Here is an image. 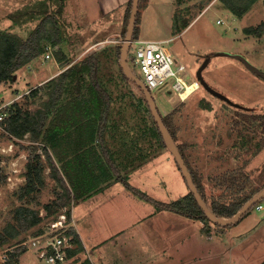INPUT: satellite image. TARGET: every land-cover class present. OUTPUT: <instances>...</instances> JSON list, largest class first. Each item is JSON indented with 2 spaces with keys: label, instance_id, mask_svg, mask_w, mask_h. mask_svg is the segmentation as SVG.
<instances>
[{
  "label": "rangeland",
  "instance_id": "rangeland-1",
  "mask_svg": "<svg viewBox=\"0 0 264 264\" xmlns=\"http://www.w3.org/2000/svg\"><path fill=\"white\" fill-rule=\"evenodd\" d=\"M142 4L137 37L171 38L166 44L174 59L188 67L192 79L203 80L201 87L186 100H169L172 95L170 83L158 87L154 97L162 117L166 116L172 124L177 144L184 148L187 162L204 184L206 203L209 206L211 197L217 198L227 189L217 181L228 171L244 168L252 179L246 189L248 191L262 186L264 130L260 118L252 123L245 117L252 113L264 115V78L246 63L248 61L264 73V31L260 35L253 33V36H259L257 38H248L244 32L245 27H257L264 23V0H257L242 18L234 17L231 10L225 9L226 3L222 0H182L181 3L179 0H143ZM118 5L113 10L104 11L101 0H0V31H9L24 39L43 32L51 41L61 40L60 48L52 47L48 41V47L40 57L17 70L13 80L0 82V107L21 102L23 108L35 109L46 98L50 80L69 67L57 59L56 49H61L71 60L82 51L78 61L97 51L100 84L106 89H132L136 96L134 82L121 68L118 55L119 46L125 38L123 33L127 30L126 15L130 6L126 10L127 5ZM134 51L135 45H132L130 59ZM128 62L133 69L131 61ZM136 72L141 75L139 69ZM122 75L129 78L128 85L120 86V78L125 79ZM84 82L85 87L81 86V90H86L91 82L88 74ZM34 89L38 94L32 97L30 91ZM140 107L135 114L145 112L147 118L140 117L136 122L147 126L143 134L149 142L152 133L149 129H156L158 125L147 101ZM126 109L132 111L131 108ZM242 110L246 115L242 116L239 112ZM123 130L124 127L120 131ZM136 133L135 128L133 131L124 130L121 137L128 141ZM33 144L38 147L37 152L42 155L47 167L43 172V184L21 198L30 157L29 149L24 147ZM42 144L33 143L29 136L12 138L0 123V231L10 220L15 221L13 210L22 204L39 211L44 219L42 233L49 231V223L57 221L69 209L74 213L76 210L78 213L86 212L87 207L82 202L78 205L77 202L70 206L66 204L55 215L46 212L44 205L54 201L64 187L52 176ZM168 156L170 161L166 159ZM145 168L142 177L129 181L153 198L173 202L189 193V186L168 147L156 173L149 167ZM118 191V188L114 192L111 189L107 196ZM96 201L91 209L95 213L94 223L79 224L90 230L108 232L106 241L85 240L90 248L95 247L94 259L96 250L101 251L98 258H106L107 250L103 244L112 238L119 253V256L115 254L116 264H264V210L257 211L253 207L229 226L209 220L206 230L199 220L166 210L160 217H144L135 237H129L125 231L116 238L109 234L112 228L108 231V227H115L109 223L114 216L106 213L111 211L105 205L108 200ZM145 205L147 211L155 207L149 201ZM118 212H122V207L115 208L114 213ZM140 213H144L142 209ZM38 229L39 225L22 231L19 241L0 245V253L9 252L14 247L17 251L20 247L22 254L15 264H40L29 248L21 246V243L38 236L33 234ZM85 258V253H82V260ZM0 264L5 263L0 259Z\"/></svg>",
  "mask_w": 264,
  "mask_h": 264
},
{
  "label": "trees",
  "instance_id": "trees-1",
  "mask_svg": "<svg viewBox=\"0 0 264 264\" xmlns=\"http://www.w3.org/2000/svg\"><path fill=\"white\" fill-rule=\"evenodd\" d=\"M142 1L140 0L133 39L138 38L137 24L143 7ZM181 1L179 0V3ZM222 1L226 3V6L235 16L242 17L257 0ZM129 6H132V0ZM130 7L126 15L127 24L130 18ZM263 31L264 23L257 27H247L245 30L247 34L256 33L258 35ZM123 34L125 36L126 30ZM48 37L47 35L44 36L43 32H37L24 39L9 31H0V82L13 80L17 70L40 57L47 49L46 43L48 41L52 47L60 48V39L58 41L52 39L51 41ZM121 48L122 45L120 44L118 55H120ZM96 52L94 51L84 59L71 64L73 59L66 57L61 49H56L57 59L62 63L65 62L63 65H69V67L62 71L58 77H53L50 80V85L45 92L46 98L42 99L35 109L23 108V103L13 102L8 107L7 117L1 121L6 132L12 138L23 139L29 136L33 143H43L41 148L44 155L48 157L50 172L64 187V191L58 192L54 201L44 205L48 215L58 214L60 208L66 204L70 206L72 203L100 191L102 182L110 178L114 172L119 174L117 162L105 138L109 104L105 103L104 99L107 91L99 81V59ZM87 74L91 82L86 86L87 94H82L80 93L83 90H81V86L85 87L84 78ZM199 81L200 84H203L202 79ZM36 94H38L37 90L30 91V96L35 97ZM239 112L242 113V116L246 115L245 111ZM258 118L261 119V126L264 130V115L252 113L245 117L252 123L257 122ZM163 120L172 137L176 139L172 124L166 117H163ZM157 128L152 127L149 130L152 132L151 134L156 133L162 137L158 131L159 128ZM96 141H98L100 150L94 144ZM178 147L185 158L184 148L181 145ZM24 148L29 149L30 157L26 165V184L24 193L20 195L21 198L43 184V172L47 167L42 155L37 152L38 147L35 144ZM185 161L203 198L207 200L204 184L192 170L186 158ZM117 178L122 179L126 186L140 198L153 203L158 211L177 212L183 216L202 221L204 230L208 228L210 219L199 206L191 191L176 201L164 202L153 198L139 188L133 187L126 182L125 177L118 175ZM251 180L250 174L244 168L226 172L217 183L227 189L219 197H211L209 207L221 217H232L254 194L264 188L263 184L253 187L249 191L246 190ZM259 204H262V201L255 206ZM67 214L70 219V209ZM13 217L15 221L14 219L10 220L7 226L0 231V245L19 241V235L22 231L38 225L39 229L33 234L39 235L43 232L41 224L44 219L39 215V211L22 204L13 210ZM68 233L74 234L76 247L69 251L72 260L67 264L77 262L79 264H93L89 258L82 260L84 245L76 229L71 227ZM21 254L22 251L19 247L17 251L11 254L10 260L5 264L17 263L19 260L17 257Z\"/></svg>",
  "mask_w": 264,
  "mask_h": 264
},
{
  "label": "crops",
  "instance_id": "crops-1",
  "mask_svg": "<svg viewBox=\"0 0 264 264\" xmlns=\"http://www.w3.org/2000/svg\"><path fill=\"white\" fill-rule=\"evenodd\" d=\"M130 2L131 0H101V7L103 8L104 11H108V10H113L116 7H118L119 6L118 4H125L127 5L126 6V10H127V8L130 5ZM224 8L229 10L228 7L225 5H224ZM249 10L247 11V13L249 12ZM245 15L246 13L243 16ZM234 17L242 18V17H237L235 15ZM248 27H252V26H248ZM244 34L248 38L259 37L256 35L253 36V34L249 35L246 32H244ZM168 39H171V38L159 39V40H168ZM148 40H158V39H148ZM96 43H99V42H96ZM96 45H94L95 48H97ZM81 55H82V51L80 54L76 56L75 59H73V62L74 63L77 62L80 59ZM58 75L55 77H58ZM98 77L100 79L99 72H98ZM124 78L126 79V81L125 79H123V77L120 78L122 79V81L120 82V86L128 85V82H130L129 78L126 77V75L124 76ZM134 85H135L134 89L137 94L136 96H135V93L132 91V89L125 90L124 88H122L120 90L118 89L113 90L111 88L109 89L105 88L107 92H106V96L104 99H105V103L109 104V109L107 112L108 114H107V121H106L105 138L107 140L108 147L117 162L119 174L114 172V174H112L110 178L102 182L101 184L102 189L96 192L98 194L93 193L91 196L82 198L76 203L77 205L81 202L85 203L87 207V208L85 207L86 212L78 213L77 212L78 210H76V213L73 212L75 224L77 223V225L74 224L73 227H76L75 229L77 233L79 234L80 239L84 245L83 253H85V256L89 258L93 264H116L114 262V260L117 258L115 254L119 256V253L117 252V245L114 244L112 238H109L110 242L108 243L106 242L107 244H103L104 248L106 247L105 250H107V255L105 259L97 257V255L101 254V251L99 252V250L95 251L96 257L94 259L93 256H94L95 247L90 248L86 244V241H85L86 239L90 241L92 240L96 241L98 239L106 241L108 239V237L106 236L108 232H105V231L101 232L99 230H90L86 228L85 226H79L80 222L82 225H84V223L87 225H90V222L94 223L95 213L91 211V209L96 199H98L96 203H98L99 200L102 202L108 200L107 202H105V205L108 207V209H111V211L110 212L107 211L106 213L114 216L113 220L110 221L109 223L115 225V227H108V231L110 230V228H112V232L109 234L114 235V237L116 238L119 234L125 231H127V233L129 234V237H132V238L135 237L137 233L140 231L139 223L141 224L143 223L144 217L146 218L147 216H150L151 218L160 217L164 215V212L166 211V210L158 211L156 207L148 211L145 210L146 200L140 198L138 195L133 193L126 186L125 182L122 179L117 178L118 175L125 177L126 182L131 184L129 179H132V182L134 180H138L139 177H142L141 174L144 171V169H146L145 167H149V169L152 172L156 173L157 168L162 163V155L164 154V150L165 148L167 149V145L164 143L161 136L157 135L156 133L150 134V141L147 142V138L143 134V130L147 126L138 124L136 122V120L140 117L147 118V114L145 112L143 114H135V112L141 108L140 106L142 104H145L146 99H144L145 96H144V93L141 91V89L138 88L135 83ZM80 93L87 94V89L85 90L83 88V90L80 91ZM220 97L226 101H229L224 95H221ZM126 107H128V109L131 108L132 111H129V110L126 111L127 110ZM123 127H124V130H132V131H133V128H135L137 133L134 134L130 139H128V141H124L123 138L121 137L123 136L124 130L123 132L120 131L121 128ZM174 142L177 144L176 139H174ZM94 144L96 145L97 149L100 150L98 141H96ZM177 145L179 146V144ZM166 159L169 161L171 160L169 156ZM134 185L132 186L136 187ZM116 188H118L120 191L114 194L112 193L111 196H107V193L111 189L114 192ZM117 195H118V199L116 198ZM102 198L104 199L106 198V200L103 201ZM140 206L142 207L140 208ZM262 206L263 207L261 209L259 210L256 209V210L257 211L264 210V203H262ZM117 207H122V212H118L115 214L114 210ZM141 209L144 212L142 214L140 213ZM88 217L90 218V220ZM263 221H264V218H263ZM201 225L204 226V223L202 222ZM261 225L262 223L259 225V227H261ZM102 234H104V236H100ZM209 237H211V233L209 234Z\"/></svg>",
  "mask_w": 264,
  "mask_h": 264
},
{
  "label": "built area",
  "instance_id": "built-area-1",
  "mask_svg": "<svg viewBox=\"0 0 264 264\" xmlns=\"http://www.w3.org/2000/svg\"><path fill=\"white\" fill-rule=\"evenodd\" d=\"M218 22L221 21L218 20ZM167 41L133 39L130 47L135 45V51L131 54V59L128 56L133 69L130 65L129 67L145 83L153 95L156 94L155 91L158 87L170 83L172 95L169 100L173 102L177 98L183 101L186 99L181 97V91L187 87L188 83L191 85L195 82L194 80H197L200 84V81L199 79H192L188 67L174 59L172 51L166 44ZM47 57L49 58L50 55L48 54ZM136 69H139L141 75L136 72ZM200 87L201 84L195 91ZM8 106L9 104L0 107V123L8 115ZM255 207L259 210L263 206L259 204ZM67 212L62 213L57 221L49 223V231L21 243V246L29 248L34 253L40 264H67L72 260L69 251L75 248L76 244L74 234L68 233V230L74 226L75 221L73 210L71 209L70 219ZM15 251L14 247L9 252L0 253L1 261L7 263Z\"/></svg>",
  "mask_w": 264,
  "mask_h": 264
},
{
  "label": "water",
  "instance_id": "water-1",
  "mask_svg": "<svg viewBox=\"0 0 264 264\" xmlns=\"http://www.w3.org/2000/svg\"><path fill=\"white\" fill-rule=\"evenodd\" d=\"M140 8V0H132V8L130 12V18L127 25V30L125 34V38L122 43V48L120 52V66L123 69L124 73L136 84L138 88L141 89V91L144 93L145 99L147 101V104L149 105V108L151 110L152 116L154 117V120L156 124L158 125V128L163 136V139L165 141V144L167 145L168 149L171 153H173L176 162L181 169L183 176L189 186L190 191L195 195L196 200L199 204V206L202 208V210L205 212L206 216L212 220L213 222L223 225V226H229L234 223H236L242 216H244L248 211H250L253 207H255L256 204L264 200V188H262L259 192L254 194L251 199H249L243 207L232 217H221L217 215L206 203L205 199L203 198L198 186L196 185L194 178L192 176V173L185 161V158L179 149V147L174 143V139L172 137V134L168 128V126L165 124L162 114L160 113V110L158 108V105L156 103L155 97L152 94V92L149 90V88L145 85V83L136 75L133 73L129 67L128 64V56H129V50L131 42L134 38L135 33V27L137 22V16ZM246 60V59H245ZM247 61V60H246ZM247 65L259 76L264 78V73L258 70L256 67L252 66L248 61L246 62Z\"/></svg>",
  "mask_w": 264,
  "mask_h": 264
},
{
  "label": "bare ground",
  "instance_id": "bare-ground-1",
  "mask_svg": "<svg viewBox=\"0 0 264 264\" xmlns=\"http://www.w3.org/2000/svg\"><path fill=\"white\" fill-rule=\"evenodd\" d=\"M194 81L195 82L191 85L188 83L187 87L181 91L180 94L183 99H187L192 94V92H194L195 89L199 87L200 85L199 82H197V80H194Z\"/></svg>",
  "mask_w": 264,
  "mask_h": 264
}]
</instances>
